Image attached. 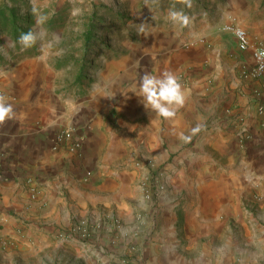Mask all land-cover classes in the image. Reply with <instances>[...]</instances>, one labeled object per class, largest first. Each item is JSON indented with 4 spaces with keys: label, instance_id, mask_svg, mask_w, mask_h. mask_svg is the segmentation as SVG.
<instances>
[{
    "label": "crops",
    "instance_id": "crops-1",
    "mask_svg": "<svg viewBox=\"0 0 264 264\" xmlns=\"http://www.w3.org/2000/svg\"><path fill=\"white\" fill-rule=\"evenodd\" d=\"M243 20V29L264 37V22ZM146 32L126 58L105 62L94 82L70 90L41 56L0 63V94L16 113L0 126V264L255 259L244 233L246 208L264 196V84L241 77L250 52L208 40L204 31L195 39L170 26ZM165 71L187 97L172 120L156 117L138 97L141 75ZM69 126L82 139L78 159L50 148ZM132 155L163 164L166 188L155 203L138 194L142 172ZM78 222L90 227L87 239L62 236ZM224 227L237 231L221 242Z\"/></svg>",
    "mask_w": 264,
    "mask_h": 264
},
{
    "label": "rangeland",
    "instance_id": "rangeland-1",
    "mask_svg": "<svg viewBox=\"0 0 264 264\" xmlns=\"http://www.w3.org/2000/svg\"><path fill=\"white\" fill-rule=\"evenodd\" d=\"M173 8L190 18L187 27L176 28L185 34L192 33L190 39L204 31L208 40L228 47L237 48L234 35L223 31L228 17L236 18L240 27L234 26L241 29L244 26L240 19L248 24L264 22V0H191L190 8L182 0H0V63L41 56L63 74L65 90L82 86L83 82L90 84L98 78L105 62L126 58L130 48L143 41L144 33L152 25L173 27L166 18ZM141 24L145 25L144 32L140 31ZM245 29L250 35L264 39ZM30 30L37 41L22 51L18 38ZM132 157L133 163L140 161L136 165L142 172L138 194L146 202L155 203L156 196L166 188L163 164L155 166ZM184 198L189 204L194 201L191 196ZM261 198L259 207L246 208L250 219L244 234L254 241L251 249L255 253V259L248 264H264V196ZM137 219L145 220L143 211ZM234 231L237 229L220 228V241L225 242ZM238 247L242 250L246 245L241 243ZM120 260L127 261L121 257L117 262ZM234 264L244 262L238 258Z\"/></svg>",
    "mask_w": 264,
    "mask_h": 264
},
{
    "label": "clouds",
    "instance_id": "clouds-1",
    "mask_svg": "<svg viewBox=\"0 0 264 264\" xmlns=\"http://www.w3.org/2000/svg\"><path fill=\"white\" fill-rule=\"evenodd\" d=\"M183 4L191 7V0H182ZM167 20L174 28L183 29L190 24V18L182 11L170 9L167 14ZM44 18H41V21ZM41 21H38L40 23ZM140 31H145V25H140ZM37 36L33 31L21 33L18 38V43L21 50H27L35 45ZM139 92L138 97L144 108L155 113L156 117L163 120H172L175 118L178 110L182 108L186 102V91L180 79L170 71H165L160 75H152L145 72L139 78ZM8 98L0 94V126L6 124L7 121L12 120L16 113L11 103L7 102ZM201 130V126L197 125L192 129V134H196ZM184 140L190 137L183 136Z\"/></svg>",
    "mask_w": 264,
    "mask_h": 264
},
{
    "label": "built area",
    "instance_id": "built-area-1",
    "mask_svg": "<svg viewBox=\"0 0 264 264\" xmlns=\"http://www.w3.org/2000/svg\"><path fill=\"white\" fill-rule=\"evenodd\" d=\"M223 31L231 32L237 40V49L240 53L250 52L251 65L242 70L241 77L245 80H260L264 84V39L250 35L244 29L238 28L233 24L223 27ZM264 112L260 108L259 113ZM245 144V143H244ZM73 158L81 157L82 139L77 135L76 129L72 126L59 129L51 139V150L59 151L61 148ZM90 227L85 222L75 223L63 237H72L76 239H87L90 236ZM117 264H130L125 260H120Z\"/></svg>",
    "mask_w": 264,
    "mask_h": 264
}]
</instances>
